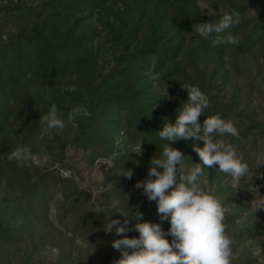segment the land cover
<instances>
[{
  "label": "trees",
  "instance_id": "obj_1",
  "mask_svg": "<svg viewBox=\"0 0 264 264\" xmlns=\"http://www.w3.org/2000/svg\"><path fill=\"white\" fill-rule=\"evenodd\" d=\"M199 1L201 0H144L145 4L151 3V14L148 15L143 6L139 8L136 17L128 16L127 10L118 13L122 19L117 18L118 24L110 27L121 47L120 54L113 57L107 70L98 73L97 57L92 54L81 56L84 46L92 38L85 34L79 35L78 29L98 9H105V0H41L38 6L33 5V0H10L2 4L0 15H3L4 20L21 17L32 20L28 26L8 36H4L0 27V135L11 123L13 113L10 95L4 92L8 84L17 85L28 74L51 82L61 81L81 73L82 69L79 67L82 64H89L92 73L89 78L84 77L85 88L76 92L66 110L69 113L74 106L80 104L91 112L89 119L76 120L78 127L73 141L85 149L103 146L102 155L114 160L112 172L117 177L121 175L120 159L123 158L118 156L122 150L120 141L124 142L125 147L127 144L137 145L140 142L151 144L157 157H160L165 143L172 147L173 141L161 140L157 131L162 130L166 122L172 123L173 117L168 119L165 112L159 110V105L166 97L160 94V87L154 85L151 77H158L157 82L166 80L172 86L170 93L179 94L182 98H187V91L182 87L186 84L199 86L202 92L207 90L205 74L198 67V57L195 59V54L187 52L188 39L185 33H195L192 26L196 23H218L225 13L208 17L194 13ZM251 10L257 13L254 21L244 18ZM233 12L239 13L240 22L221 35L230 33L237 37L240 34L238 43L234 45L235 50L240 54H247L264 40V3L253 0L230 8L226 13ZM244 23L248 27L243 32L241 27ZM116 27L119 29L115 31ZM144 31L145 40L141 43L140 36ZM215 35L213 33V37L208 40L198 35L196 48L201 53L222 55L230 44L213 46L212 39ZM185 66L190 68V72ZM42 102L41 110L31 111L36 119H40L53 104L50 99ZM220 105L218 103L213 109H205L202 115L206 119L207 116L219 114L226 119L230 109ZM148 121H152V124H147ZM29 123L34 128L37 120L32 119ZM61 134L62 132L57 134L55 130L53 132L54 139L60 146V153L63 154L64 141ZM239 134L240 139L231 137L228 143L240 145L249 136L251 140L248 145L255 147L261 141L264 142V123L252 119L251 125ZM194 139H186L182 147L189 145ZM24 146L30 147L34 155L35 148L28 138L21 142L20 147ZM192 151L194 152L193 149ZM114 154H117L116 159ZM6 162L10 169L6 179L7 189L0 197V264H113L114 260L120 258V252L111 246L115 231H103V219L107 214H114L110 219H115V213L108 210L110 204L104 207L105 215L100 216L94 212L93 207H84L83 201L87 193L80 190L75 179L65 177L57 170L37 171L35 175H31L32 160L23 167L15 161L6 159ZM158 171L162 172L163 169L158 168ZM205 189L210 190L211 186H206ZM58 195L60 199L57 198ZM52 207L56 208L57 223L72 235L74 241L81 239L88 249L95 250L99 263L91 260L76 261L72 259L71 253L67 257L45 262L39 254L40 247L45 244V236L39 238L34 248L22 252L19 257L21 262L18 261V254H12L16 252L12 249L21 241L28 227L43 222H48L51 226L55 224L50 218ZM137 210L142 214L139 222L160 224L163 230L166 229L169 220H161L157 202L149 201L144 194L139 197L135 209L125 208L123 211L133 218L129 217L130 228L138 222L134 220ZM234 220L235 215L227 216L225 224L227 232L235 240V258L232 264H237V254L243 248L244 241L249 235H253L250 234L251 231L257 232L260 227L251 224L233 233L230 227L234 225ZM128 236L138 238L139 233L133 230Z\"/></svg>",
  "mask_w": 264,
  "mask_h": 264
},
{
  "label": "rangeland",
  "instance_id": "obj_2",
  "mask_svg": "<svg viewBox=\"0 0 264 264\" xmlns=\"http://www.w3.org/2000/svg\"><path fill=\"white\" fill-rule=\"evenodd\" d=\"M10 0H0V7ZM16 1V0H15ZM253 0H201L197 3V9L194 13H199L201 16H212L226 13L230 8L242 6L250 3ZM264 3V0H260ZM29 2V1H28ZM41 0H33V5L38 6ZM31 2H29L30 4ZM105 9H98L92 17L86 19L78 29V34H85L92 39L84 46V51H81V56L87 57L89 54L97 57L96 72L107 70L114 56L120 54L121 47L115 39V33L111 32V25L118 24L117 18L122 16L118 13H124L127 10L128 16H138V10L142 6L151 14V3L145 4L144 0H105L103 4ZM191 12V10H189ZM257 16L255 10H251L244 15L248 21H254ZM240 19V18H239ZM31 18L21 17L20 19L4 20L3 15H0V27L4 36L16 33L23 27H26L31 22ZM247 23L242 24L241 30L246 31ZM119 29L115 28V31ZM188 39L187 52L195 54V59L198 57V67L205 74L206 91L204 93L209 97L210 105L207 109H213L219 103L221 107L229 108L227 119H231L239 132H243L249 127L252 119L259 123H264V40L258 46L247 54H240L235 50L234 45L230 44L225 52L220 55L218 53H201L196 48L198 34L185 33ZM145 31L140 36V42L144 43ZM237 38H240L238 34ZM200 53V54H199ZM220 55V56H219ZM183 60V58L181 59ZM81 73L65 78L61 81L51 82L28 74L27 77L21 78V81L15 84H8L4 92H8L11 100L12 115L10 124L5 127L4 132L0 135V197L4 195L6 179L9 175V165H6V159L11 150L21 146V142L28 138L35 148L33 155L34 159L30 163V174L35 175L37 171L57 170L61 175L75 179L80 190L87 193L83 201L84 207L94 208V212L100 216L105 215L104 207L110 204L113 199L120 201V209L125 208L135 209L139 197L142 194V189H137L135 184L139 181L147 179V172L150 167V160L157 156L153 151V146L142 142V154H137L140 144L124 146V142L120 141L122 148L120 159V172L124 169H131L133 176L127 179L120 175L117 177L115 172H112V167L101 164L97 166L95 161L99 158H106L102 155L103 146L85 149L80 147L73 141L76 132L72 123L67 119V108L70 106L72 97L76 96V92H81L85 87L84 77L90 76L92 71L89 64H82ZM185 69L190 72V68L185 66ZM90 71V72H89ZM82 74V75H81ZM213 77V78H212ZM154 85L159 86L160 94L166 99L159 105V110L164 111L168 119L173 117L175 124L178 112L177 109L181 103L186 102L187 98L180 97L179 94H171V87L166 80L156 81L158 77L152 76ZM75 85V92L64 91L65 83ZM210 84V85H209ZM52 100L58 107L61 119L65 123L62 132L64 153H60V146L54 138L49 139L44 137L39 144L36 143V137L40 133L38 126L39 119L31 114L32 110H41L43 106L42 100ZM216 104V105H215ZM37 120L34 128L29 123L30 120ZM150 119V118H149ZM204 115L199 117V122L203 124ZM76 122V121H75ZM147 124H152L148 121ZM232 136L225 135L222 138L229 142ZM251 138L242 141V144L234 146L238 152H242L245 161L249 165V173L245 178H242L239 189L234 191L229 183L230 178L218 171L219 166L205 167V175L201 177V181L207 179L208 183L203 187L211 186V192L219 197L221 201L229 208L226 216L235 215L234 225L231 232H237L240 228L254 224L259 226L257 232L251 231L248 239L243 243V248L238 251L237 264H264V210L253 212L252 201L264 197V142H260L255 147L248 145ZM125 142L128 143L127 140ZM186 139H181L173 142L172 148L180 150L185 158L186 167H192V163H201L198 154L192 151L193 146L203 147V142L194 139L189 145L182 147ZM244 144V145H243ZM92 150V155L89 156L88 150ZM192 151V152H191ZM117 154H114V159ZM115 165V162L113 160ZM207 167V168H206ZM114 195V196H113ZM60 195L57 196L58 199ZM108 198V202H107ZM104 210L103 212H100ZM56 208L50 209V218L55 224L51 226L48 222H43L39 225L30 226L23 233L22 238L16 247L12 249V254H18V261H22L19 257L23 251L28 248H34L35 243L41 236H45V244L40 247L39 254L45 262L64 258L71 253L72 259L76 261L91 260L94 263H99V257L95 250L88 249L81 239L73 240L71 234L66 233V230L57 223ZM112 214H107L103 219L106 223ZM114 216V214H113ZM111 218V217H110ZM109 218V219H110ZM115 219L121 221L124 217L117 214ZM170 227V223L166 229ZM129 232L126 233L128 236ZM129 237V236H128ZM130 236L129 238H133ZM115 235V238L119 239ZM171 242L172 237H166ZM15 249V250H14ZM23 264V262H21Z\"/></svg>",
  "mask_w": 264,
  "mask_h": 264
},
{
  "label": "clouds",
  "instance_id": "obj_3",
  "mask_svg": "<svg viewBox=\"0 0 264 264\" xmlns=\"http://www.w3.org/2000/svg\"><path fill=\"white\" fill-rule=\"evenodd\" d=\"M240 22L239 13H225L218 23H196L192 26L196 34L205 40L213 37V46L220 44L238 43V38L230 33L221 35L227 29ZM76 79L75 76L72 77ZM187 91V101L181 103L177 109L178 115L175 124L165 123L162 130L157 131L163 141H178L181 139L195 138L203 142V147L193 146L201 163H192V167H186L183 153L164 145L160 157L154 156L150 160L147 179L135 184L137 189H142L149 201L157 202V212L161 220H169L170 227L165 232L160 224L151 222H139L142 214L137 210L135 219L138 221L134 227H129V217L120 209V201L113 199L108 210L124 217L109 219L103 226V231L121 237L114 239L111 246L120 252V258L113 264H232L235 258V240L227 232L225 224L226 213L229 208L215 196L211 190H206L202 185L207 184V179L201 181L205 175V167L218 165V171L226 174L230 180L231 188L239 189L242 178L249 173V165L242 152L222 138L230 135L240 139V134L231 119H224L219 114L207 116L203 125L199 117L205 113L210 105L209 97L201 91L199 86L183 85ZM67 92H75L76 86L67 82L63 88ZM60 111L55 103L48 111L40 116L38 126L39 135L36 143L47 136L54 138L53 132L58 134L65 127L64 121L58 115ZM91 112L84 105L77 104L68 113V121L73 127L77 119H89ZM142 142L135 153L142 154ZM89 156L92 150L89 149ZM9 161H15L21 167L34 159L30 147H16L7 156ZM189 160V159H188ZM97 166L104 164L114 166L112 158H99L95 161ZM162 168L163 171H158ZM119 174L131 179L133 171L123 170ZM171 189L169 192L168 190ZM167 193V194H166ZM253 212L264 210V197L252 201ZM100 212L104 213V210ZM133 219V218H132ZM139 233L138 238H129L126 233L130 231ZM171 236V242L166 238Z\"/></svg>",
  "mask_w": 264,
  "mask_h": 264
}]
</instances>
